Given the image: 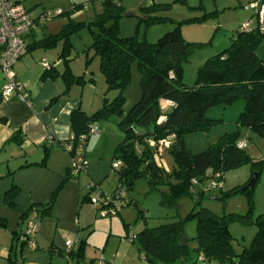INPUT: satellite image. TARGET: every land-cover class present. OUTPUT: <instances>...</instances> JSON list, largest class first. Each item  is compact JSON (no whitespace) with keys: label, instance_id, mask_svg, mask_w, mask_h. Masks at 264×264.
Listing matches in <instances>:
<instances>
[{"label":"trees","instance_id":"1","mask_svg":"<svg viewBox=\"0 0 264 264\" xmlns=\"http://www.w3.org/2000/svg\"><path fill=\"white\" fill-rule=\"evenodd\" d=\"M102 4L103 11L88 24L91 44L86 50H91L92 56L98 57L106 89L117 90V95L112 100L103 98L102 106L90 115L79 107L71 112L70 125L73 136L67 143L72 146V150L67 151L71 157L82 134L87 135L83 143L85 150L90 136V125L99 120H107L115 114L121 116L118 125L122 131V139L114 149L112 157V163L119 160L120 165H111V171L117 175L116 188L120 185L125 189V194L120 200L127 205L130 201H127L125 195L132 190L135 181L140 177H143L152 189L166 185L168 192H162V200L164 204L170 205L175 197L183 194L191 196L198 203L210 183L222 189L224 173L242 165H250L251 173L257 172L259 176L264 170V156L252 158L244 147L237 146L239 139L235 134H227L216 144L198 153L188 151L183 139L186 133L210 128L214 121L205 116L210 107L227 105L237 99L244 102L238 124L264 137V59L256 54L257 46L264 40V35L259 31L256 18L254 26V20H247L246 22L251 21L249 30H243L241 25L232 36L228 47L208 57L196 69L194 85L188 87L183 82V63L188 59L192 43L182 38L179 26L163 34L154 43L138 40L136 36L121 37L118 22L113 19V15L121 8L119 0H102ZM154 5L142 8L147 13L146 24L159 21L157 16L149 14L150 10L156 7ZM66 13L68 17L71 15L68 11ZM79 26L69 19L59 33L39 42L40 46L50 48L62 40L64 46L60 56L66 64L62 73L49 68L43 72L41 78H55L60 75L67 89L72 84L84 83L83 76L72 74L67 66L69 60H66L71 52L69 37ZM133 63H136L140 74V96L124 112V91L130 82V68ZM160 100L172 101L174 105L163 111ZM162 115L165 119L159 122ZM171 134L174 139L166 150L173 155L174 163L172 171L168 173L154 160L147 139L158 141ZM138 145L142 146L140 151H137ZM47 156L48 148L45 147L42 160L28 165L45 166ZM68 174L63 182L68 179ZM250 178L241 186L222 193L223 197L238 192L245 194L249 203L248 213L218 215L205 208L190 212L188 218H193L196 223V235L192 239L184 235L181 220L143 228L135 237L140 256L152 264H196L198 255L217 264H264V213L251 216L254 187L242 190ZM195 185H200L201 189L193 193L191 190ZM16 192V187L6 192L11 205ZM55 194H52L45 211L51 208ZM131 203L138 210V216H143L139 205L133 201ZM235 220L256 227V234L249 246L242 248L238 253L232 248V237L228 228ZM15 237L18 238L17 233H14ZM190 240L196 241V246L192 249L188 245ZM21 243L24 245L27 241ZM83 244L84 242L80 241L76 250L71 248L67 251V264H71L72 258L80 264L83 260ZM94 263V260H91L88 264ZM6 264H18L13 244L9 247Z\"/></svg>","mask_w":264,"mask_h":264},{"label":"rangeland","instance_id":"2","mask_svg":"<svg viewBox=\"0 0 264 264\" xmlns=\"http://www.w3.org/2000/svg\"><path fill=\"white\" fill-rule=\"evenodd\" d=\"M57 1H60L61 6H64L62 8H66L69 13H77L72 20L74 24L80 26L70 37L74 56L70 66L76 75L85 77L84 83L74 89L79 94L81 88L85 87L83 108L90 112V115L102 106L103 98L112 100L117 95V90L106 89L98 57L92 56L91 50H86L91 44L88 24L103 11L102 0H73L74 3L81 1L74 7L71 0ZM254 1L258 0H119L121 8L113 15V19L118 22L121 37L136 36L138 40L149 43L156 42L163 34L179 26L182 38L192 43L188 59L183 63V82L191 87L195 82L196 69L208 57L228 47L232 36L244 22L252 19L254 20L252 26L256 24L254 10L246 8ZM152 4L156 7L150 10L149 14L157 16L159 21L146 24L147 13L142 8ZM56 17L64 19L66 23L68 14L65 12ZM256 54L264 59V40L258 44ZM139 82L140 74L136 63H133L130 68V82L124 91L126 97L124 112L138 100ZM243 107L242 99L227 105L210 107L205 116L213 120V124L205 131L186 133L183 136L186 149L191 153H198L216 144L227 134H235L237 139L246 140L244 149L252 158L264 156V137L238 124ZM120 119L121 116L113 114L107 120L97 121L95 125L99 130L89 136V144L84 150L85 170L72 176L70 166L74 159L70 157L68 179L63 182L67 173L49 179L45 176L39 178L43 184H38L37 197H30L25 193H22L24 200L20 197L19 201L22 204L24 201V205L27 206L23 211L16 209L14 201V197L20 191L17 190L13 196L12 205L9 203V195L6 194L8 190L5 192L0 201V213L3 214L0 215V240L6 238L7 241L8 238L9 247L13 244L18 264H67L66 255L70 241H74L73 250L78 248L80 241L84 242L83 260L80 264H88L91 260L96 262L100 258L106 260L108 264H124V261L125 264H132L133 261L139 264H152L144 260L136 248V234L143 228H153L181 220L184 235L192 239L196 235V223L193 218H188L190 212L202 208L218 215L228 213L243 215L249 212L245 194L238 192L222 196L223 192L241 186L250 178L251 167L246 164L226 171L222 189L210 186L204 190L198 203L191 196L183 194L175 197L172 204L166 205L162 200V192H168V187L159 185L152 189L147 181L140 177L135 181L132 190L125 195L130 204L119 200L115 207H111L109 216L102 217L100 210H97L90 200L98 191L110 195L117 186V175L111 171V165L114 149L122 139V131L118 125ZM148 146L152 150L154 160L170 173L173 169V155L166 149L160 150L150 144ZM136 148L140 151L142 146L138 145ZM75 160H79L77 155ZM96 164H99V167L96 177H93L88 170ZM200 189V185H195L191 191L195 193ZM54 192L56 194L51 208L45 211ZM252 197L251 216L254 217L264 213V170L259 173ZM132 201L139 205L143 216H138V210ZM23 213L26 214L22 216ZM27 221H32L37 229L41 230L35 234L34 247L21 243L20 237ZM228 228L232 237L231 245L236 253L249 246L256 234V227L253 224L241 220L231 222ZM14 233H17V239L14 238ZM131 235L132 241L129 239ZM188 245L192 249L196 246V241L190 240ZM0 264H6V258L1 255ZM71 264H77L75 258L71 259Z\"/></svg>","mask_w":264,"mask_h":264},{"label":"crops","instance_id":"3","mask_svg":"<svg viewBox=\"0 0 264 264\" xmlns=\"http://www.w3.org/2000/svg\"><path fill=\"white\" fill-rule=\"evenodd\" d=\"M21 2L33 17H37L45 11L54 13L53 11L57 9L63 14L67 10L62 8L64 6H61V2L57 0H21ZM79 2L74 3L71 0V5L76 6L80 4ZM62 14L53 17L57 18L56 16ZM76 14H71L67 18V22L69 19H74ZM53 17L41 24L33 25V28L25 36L28 49L14 66L16 79L28 92L29 101H20L15 98L4 101L0 96V201L7 190L16 187L20 192L16 194L14 201L16 209L20 211L27 207L24 205V201L23 204L20 202V197L24 200L22 193L30 197H37L38 184H43L39 178L45 176L49 179L67 173L71 155L62 145H67L73 136L70 114L78 107L86 114L90 113L83 108L85 87L81 88V92L77 94L74 88L79 84H72L67 89L66 83L60 75L55 78H41L45 71L41 65L43 57L49 63L50 69L57 70L59 74L66 68L65 62L60 56L64 46L62 40L57 41L50 48L39 45L42 39L59 33L67 23L62 18L54 19ZM70 37L71 52L66 58L69 60L67 66L72 74L79 76L73 72L70 66L74 59ZM83 78L85 80L84 76ZM3 84L4 79L0 71V90ZM160 106L163 111L171 108V106H165V100H160ZM98 130L97 127V132ZM243 141L246 142V140ZM88 144L87 140L85 148ZM45 147L48 148L45 166L28 165L29 163H39L42 160ZM98 167L99 164L92 166L88 173L96 177ZM20 194L22 195L19 196ZM30 197L29 199H31ZM0 215L3 214L0 213ZM37 231L41 230L37 229ZM5 239L0 240V255L4 258L9 252L8 238L7 241ZM132 264H139V262L133 261Z\"/></svg>","mask_w":264,"mask_h":264},{"label":"built area","instance_id":"4","mask_svg":"<svg viewBox=\"0 0 264 264\" xmlns=\"http://www.w3.org/2000/svg\"><path fill=\"white\" fill-rule=\"evenodd\" d=\"M246 8L253 9L255 18L257 20L259 31L264 35V0H258L257 2H251ZM62 12L56 10L54 13L42 12L37 17H33L31 12L23 5L21 0H0V71L2 73L4 84L0 90V96L4 101H8L15 98L20 101H29V94L25 90L24 86L17 81L14 66L16 62L26 53L27 43L25 36L33 28L35 23H43L54 15H59ZM251 21L244 22L242 29L247 31L250 28ZM41 65L45 70L50 68L46 58L41 59ZM173 106L174 103L169 100H165V106ZM161 107V106H160ZM165 116L159 118V122H162ZM97 132V126L92 124L89 126L88 135ZM87 138L86 134L79 136L78 144L74 148V154L71 157L74 159L73 164L70 166L71 175H78L81 170H85L86 162L84 160V147L83 143ZM174 135H168L166 138L154 141L153 139H147V143L154 145L157 149L163 150L170 146ZM245 142L238 141V147H244ZM67 151L72 150L70 144L65 145ZM79 157V160H75V156ZM113 167H118L120 161H114ZM214 186L210 183L208 187ZM94 188V185H92ZM125 194V189L122 186H118L112 195L104 194L98 191L90 202H92L97 210H100L102 217L109 216L111 213V207H115L120 198ZM37 233V226L32 221L26 222V227L21 235L22 241L26 240L27 244L31 247L35 246V234ZM132 241L133 236H129ZM74 241L68 242V249L73 248ZM94 264H108L103 258L98 259ZM196 264H217L210 262L202 255L196 257ZM227 264V263H225ZM235 264V263H231Z\"/></svg>","mask_w":264,"mask_h":264},{"label":"water","instance_id":"5","mask_svg":"<svg viewBox=\"0 0 264 264\" xmlns=\"http://www.w3.org/2000/svg\"><path fill=\"white\" fill-rule=\"evenodd\" d=\"M257 177H258V173L253 172L250 180L248 181V183L244 187H242V190L252 189L254 187L256 181H257Z\"/></svg>","mask_w":264,"mask_h":264}]
</instances>
